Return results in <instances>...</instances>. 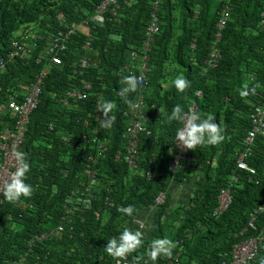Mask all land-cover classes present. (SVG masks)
<instances>
[{
    "label": "trees",
    "instance_id": "16d2710c",
    "mask_svg": "<svg viewBox=\"0 0 264 264\" xmlns=\"http://www.w3.org/2000/svg\"><path fill=\"white\" fill-rule=\"evenodd\" d=\"M105 1L0 0V61L6 60L0 105L12 98L22 103L26 88L50 69L40 104L24 128L22 152L31 166L27 182L33 194L17 202L4 197L0 204V264H25L23 259L26 264H116L104 249L108 240L125 228L136 231V218L148 209H153L152 222L144 227L143 247L128 255L132 264H150L146 253L158 237L176 243L173 255L159 264L175 257L180 264H229L237 244L264 233V136L256 138L245 160L256 173L238 167L252 115L264 101V0H160L157 12L156 0H119L96 25L91 19ZM225 4L231 16L219 41L215 35ZM154 12L160 29L144 93L146 132L132 168L125 113L141 90L138 85L122 96V80L139 74L127 70L129 52L141 51ZM85 20H91V51H83L86 37L76 32L62 65L52 64L45 55L50 41ZM14 43L35 48L26 58L10 59ZM214 52L217 62L207 64ZM83 56L90 61L85 69ZM177 77L190 81L183 93L174 87ZM84 82L91 84L88 98L74 103L68 94L85 92ZM242 90L249 95L242 97ZM106 101L113 104L111 127L99 121L104 118L99 104ZM194 104L196 114L222 124L224 139L187 150L174 170L180 154L175 135L183 123L170 119L172 110L180 105L189 113ZM19 120L10 111L0 115V146L7 132L11 139L18 132ZM2 160L0 150V165ZM194 176L190 203L176 201L172 186L189 184ZM224 189H230L232 202L217 212ZM161 195L165 200L158 204ZM128 205L135 208L132 217L118 211ZM253 222L256 230L246 231ZM59 227L63 231L57 234ZM260 246L256 263L264 264V242Z\"/></svg>",
    "mask_w": 264,
    "mask_h": 264
},
{
    "label": "built area",
    "instance_id": "2783aa9c",
    "mask_svg": "<svg viewBox=\"0 0 264 264\" xmlns=\"http://www.w3.org/2000/svg\"><path fill=\"white\" fill-rule=\"evenodd\" d=\"M119 0H106L101 7L96 11L95 15L91 19L94 24L101 25L105 21V13L108 8L115 6L118 7ZM159 1L156 0L153 4L155 12L158 10ZM116 9L112 12L115 14ZM152 14V22L147 29L146 39L143 43L141 51L135 50L133 52H129V65L127 70L137 69L139 74L137 76L138 85L140 86V93L136 97V99L131 104L129 110L125 113V118L127 122V131H126V141H127V162L130 167H136V156L138 154V148L140 144L141 134L146 132L145 124H146V102H145V90L149 84V74L152 71L151 67V59L150 53L153 48V43L155 41V36L159 33V21L156 13ZM231 15V6L229 4H225L223 6L222 12L220 14V20L217 24L218 31L216 33L217 39L220 41L222 39V31L225 29L229 17ZM264 16V13H262ZM61 19H64V16H60ZM83 21L81 24H73L71 26H66L65 30H62L58 33V35L50 41L48 44V50L45 52V55L51 59V63L55 65H62L63 63V55L69 50L68 43L72 36L80 31L86 36V40L83 43V51L89 52L92 47V34L90 29V21ZM264 27V23H263ZM36 40L39 37H35ZM195 48V46H193ZM35 45L33 44H25L21 45L18 43H14V51L10 55V59L18 58L19 56L28 57L31 55L34 50ZM215 52L211 54L212 60L208 64H215ZM41 62V59L38 60V63ZM4 66V65H3ZM90 66V61L87 56H83L80 60V67L85 69ZM50 72L49 68H45L40 73L39 77H37L36 81L30 87V93L25 97V100L22 103L16 98H13L8 104L0 105V115L5 113L6 111L12 112L19 120V130L12 137H10V132H7L4 139L5 142L1 144L0 148L3 151V160L0 165V187H2L9 179L12 172H14L18 167V162L14 159L13 151L19 150L22 152L23 143H24V128L30 122V116L35 111L41 101L42 95V86L44 81L46 80L48 74ZM91 89V84L84 82V91L75 90L68 94L69 99H73L74 103L76 100H86L88 98V92ZM198 95H202V93H198ZM102 105L99 104L98 114H101L100 111ZM197 112V104H194L191 107L189 114H196ZM99 121H101L99 119ZM253 128L249 133V136L246 139V151L240 156L238 167L242 170L247 171L248 173L255 174V169L250 167L249 164L245 162L247 158L253 153V148L256 142V138L260 135L264 136V103L262 107H258L252 115ZM186 122V121H185ZM98 131V130H97ZM177 146L180 148V154L177 155L173 169H177L180 167V159L186 158L187 148L183 147L182 144L176 142ZM102 147V146H101ZM120 154V153H119ZM119 154L117 158H120ZM88 175L91 178L95 177V173L93 171H88ZM4 196L0 194V203L2 202ZM165 197L161 195L157 200V203L160 204L164 202ZM220 206L217 209V212H224L228 210L230 204L232 202V198L230 195V189H224L221 197H220ZM264 210V209H263ZM141 224V223H140ZM143 226V224H141ZM256 230V226L251 223L250 226L246 229V231ZM63 228L59 227L57 230V234L62 232ZM264 242V233L259 235L252 236L243 240L233 250L232 262L229 264H257L256 258L258 257L260 244ZM22 263H27L26 259L22 260ZM117 264V260H116ZM119 264H132L129 261V258L120 259ZM134 264H140L139 262H135ZM169 264H180L179 258L175 257L170 260Z\"/></svg>",
    "mask_w": 264,
    "mask_h": 264
},
{
    "label": "clouds",
    "instance_id": "9594fccd",
    "mask_svg": "<svg viewBox=\"0 0 264 264\" xmlns=\"http://www.w3.org/2000/svg\"><path fill=\"white\" fill-rule=\"evenodd\" d=\"M208 61L210 62L211 60ZM5 67L6 60L2 59L0 61V69L3 70ZM122 83L125 85V87L121 89L122 96L130 91L134 92L138 88V81L135 76L123 77ZM189 86L190 81L184 77H177L174 81V87L180 93H183ZM30 87L26 88L28 91L26 92V96L30 93ZM240 95L242 97H246L249 95V93L247 90H242ZM263 103L262 105L257 106L255 110L258 107H262ZM112 109L113 104L110 101H106L102 105L100 111L103 112L104 118L100 121L101 127H111L114 117H110L109 113L112 111ZM170 119L183 123V126L176 132L175 140L188 150L194 151L198 147L205 144L216 145L222 142L224 139L221 131L222 124H217V122L214 120V117L211 115L207 117L200 114L190 115L189 113L184 112L182 106L177 105L172 110ZM13 156L18 162V167L14 172L11 173L8 181L2 187H0V194H2L9 202H17L22 198H30L33 194V186L27 182V177L31 170L30 163L27 161L25 154L19 150H14ZM118 211L128 217H132L134 215L135 208L133 205H128L127 207H120ZM143 245L144 234L140 230L133 231L130 228H125L119 233L118 237L108 240L104 249L109 256L117 259V264H119L120 259L127 258L128 255L134 253L137 249L143 247ZM175 248L176 243L173 240L167 237L155 238L151 241L146 253L148 261L150 264H159V261L162 258L171 257Z\"/></svg>",
    "mask_w": 264,
    "mask_h": 264
},
{
    "label": "crops",
    "instance_id": "0c3cea01",
    "mask_svg": "<svg viewBox=\"0 0 264 264\" xmlns=\"http://www.w3.org/2000/svg\"><path fill=\"white\" fill-rule=\"evenodd\" d=\"M194 46V45H193ZM194 48V47H193ZM207 63V62H206ZM208 64V63H207ZM197 176H194L193 179L190 181L189 184L186 185H181L175 183L172 186V193H173V198L180 202H189L191 201V198L194 196V181H197ZM184 204V203H182ZM153 209H148L147 211L139 214L138 218H136L135 225L137 230H140L144 235L147 234L148 232H145L144 227L150 226L152 222V213ZM143 224V226L141 224Z\"/></svg>",
    "mask_w": 264,
    "mask_h": 264
}]
</instances>
